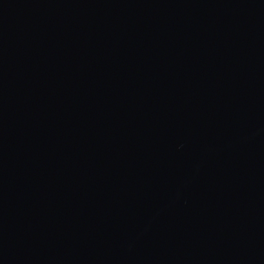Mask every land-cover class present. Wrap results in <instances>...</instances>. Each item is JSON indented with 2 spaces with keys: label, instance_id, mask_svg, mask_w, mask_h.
I'll use <instances>...</instances> for the list:
<instances>
[{
  "label": "water",
  "instance_id": "obj_1",
  "mask_svg": "<svg viewBox=\"0 0 264 264\" xmlns=\"http://www.w3.org/2000/svg\"><path fill=\"white\" fill-rule=\"evenodd\" d=\"M0 264H264V0H0Z\"/></svg>",
  "mask_w": 264,
  "mask_h": 264
}]
</instances>
